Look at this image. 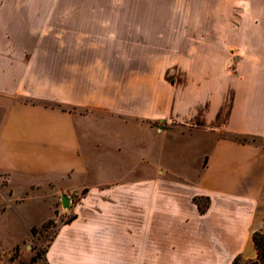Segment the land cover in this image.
I'll list each match as a JSON object with an SVG mask.
<instances>
[{"label":"crops","instance_id":"0c3cea01","mask_svg":"<svg viewBox=\"0 0 264 264\" xmlns=\"http://www.w3.org/2000/svg\"><path fill=\"white\" fill-rule=\"evenodd\" d=\"M191 8L0 0V264H19L32 227L67 214L30 264L256 258L264 38L239 61L220 37L189 32L176 11ZM172 139L191 154L176 172ZM194 197H208L203 213Z\"/></svg>","mask_w":264,"mask_h":264},{"label":"rangeland","instance_id":"374dc122","mask_svg":"<svg viewBox=\"0 0 264 264\" xmlns=\"http://www.w3.org/2000/svg\"><path fill=\"white\" fill-rule=\"evenodd\" d=\"M191 5L190 10L176 11L178 16L180 13L183 17H188L189 32L220 37L225 43L224 46L239 61H243L246 54L258 55L261 52V39L264 38V0H191ZM183 145L182 140L169 141L168 162L171 171H177L180 166L179 159L184 164L188 162L187 165L191 161L189 152H180ZM69 216L67 214L53 221L28 240V246H22L23 254L19 264H30L32 257L45 248L58 224ZM242 264L249 263L243 261Z\"/></svg>","mask_w":264,"mask_h":264},{"label":"trees","instance_id":"16d2710c","mask_svg":"<svg viewBox=\"0 0 264 264\" xmlns=\"http://www.w3.org/2000/svg\"><path fill=\"white\" fill-rule=\"evenodd\" d=\"M243 140H246V138H243ZM193 201L195 202L196 207H197V209H198V211L200 213H203L205 208H206V206L209 204L208 197H194ZM73 218H74V215L71 214L66 220L61 221V222L62 223H67V222L71 221ZM53 221H56V220L52 219L50 221H47L40 228L32 227L31 233L33 235H35L37 232L40 231V229L46 228L48 225L52 224ZM52 237H51V239H52ZM252 241H253V244H254L253 246H254V249H255V252H256V258L254 260L249 261V260L242 259L241 256H236L231 264H242L243 261L247 262L249 264H264V221H263V225L262 226H260L258 229L253 231V233H252ZM47 244H48V242H47ZM44 251H45V248L42 250V252L37 253V256L34 255L32 257V259H31V262L35 261V259L40 258L43 255Z\"/></svg>","mask_w":264,"mask_h":264},{"label":"water","instance_id":"95a60500","mask_svg":"<svg viewBox=\"0 0 264 264\" xmlns=\"http://www.w3.org/2000/svg\"><path fill=\"white\" fill-rule=\"evenodd\" d=\"M61 204H62V207L66 210L68 209L69 205L71 204V202H73V195L71 194H63L61 196Z\"/></svg>","mask_w":264,"mask_h":264}]
</instances>
